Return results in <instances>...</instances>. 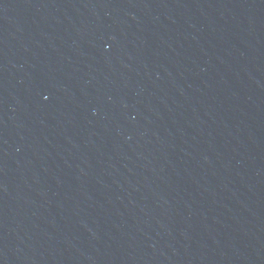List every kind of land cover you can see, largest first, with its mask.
Instances as JSON below:
<instances>
[{
    "label": "water",
    "instance_id": "obj_1",
    "mask_svg": "<svg viewBox=\"0 0 264 264\" xmlns=\"http://www.w3.org/2000/svg\"><path fill=\"white\" fill-rule=\"evenodd\" d=\"M0 264H264V0H0Z\"/></svg>",
    "mask_w": 264,
    "mask_h": 264
}]
</instances>
